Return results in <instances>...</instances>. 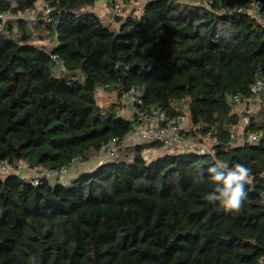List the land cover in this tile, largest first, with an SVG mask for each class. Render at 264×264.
Returning a JSON list of instances; mask_svg holds the SVG:
<instances>
[{
  "label": "trees",
  "instance_id": "trees-1",
  "mask_svg": "<svg viewBox=\"0 0 264 264\" xmlns=\"http://www.w3.org/2000/svg\"><path fill=\"white\" fill-rule=\"evenodd\" d=\"M252 1L144 0L138 13L106 21L95 0H43L45 19L0 29V160L52 170L96 159L134 128L118 102L99 105L97 89H139L141 107L169 117L184 108L189 138L218 140L214 158H147L156 143L130 144L65 182L0 174V264H264V107L261 123L250 116L242 130L258 141L237 142L229 127L240 117L227 100L248 96L264 68V27L237 11ZM37 2L0 0V10ZM218 161L250 170L239 211L205 199Z\"/></svg>",
  "mask_w": 264,
  "mask_h": 264
},
{
  "label": "built area",
  "instance_id": "built-area-1",
  "mask_svg": "<svg viewBox=\"0 0 264 264\" xmlns=\"http://www.w3.org/2000/svg\"><path fill=\"white\" fill-rule=\"evenodd\" d=\"M108 8L107 20H112L115 16L125 13L127 0H102ZM144 0H140L142 4ZM213 0H203L204 4L210 5ZM39 6V7H38ZM38 7V8H37ZM34 10H23L17 14H11L7 10H0V29L4 28L9 23H13L18 18L35 19L37 16L45 19L49 9L43 3L37 4ZM246 11L259 24L264 27V0H254L246 9L238 7L237 11ZM50 58L54 62L56 74H61L65 70L63 59L56 53L50 54ZM114 86L106 84L105 87ZM139 89H130L122 96V103L129 108L130 116L133 115V130L123 137H112L102 144L99 148L97 161H103L116 156L118 150L130 144L141 143H156L157 146L145 148L142 153L151 150H158L162 153L196 151L201 154H207L211 158L215 157L214 146L218 143L215 136L209 133L203 138H189L185 133L192 128L190 120L183 114L176 117H169L164 109L158 106H150L148 108L141 107L143 100ZM231 105L233 113L240 118L255 108V103L260 107H264V68L261 69L255 76L253 83L249 88L248 96L239 94H231L227 98ZM256 104V105H257ZM128 114L125 117H128ZM248 118H245L247 121ZM260 136L259 132L247 131L245 134L236 133V126L229 127V137L233 141H247L255 143ZM78 162L72 159L69 164L61 166L57 169H44L38 167H30L24 163L11 165L7 160H0V174L15 173L29 177L35 184L39 178L48 180L60 179L67 176L76 169Z\"/></svg>",
  "mask_w": 264,
  "mask_h": 264
},
{
  "label": "clouds",
  "instance_id": "clouds-1",
  "mask_svg": "<svg viewBox=\"0 0 264 264\" xmlns=\"http://www.w3.org/2000/svg\"><path fill=\"white\" fill-rule=\"evenodd\" d=\"M249 171L239 163L229 169L226 162L218 161L208 169L209 177L215 182L216 187L206 195L205 199L210 202L219 200L226 209L239 211L247 195L244 184L248 181Z\"/></svg>",
  "mask_w": 264,
  "mask_h": 264
},
{
  "label": "rangeland",
  "instance_id": "rangeland-1",
  "mask_svg": "<svg viewBox=\"0 0 264 264\" xmlns=\"http://www.w3.org/2000/svg\"><path fill=\"white\" fill-rule=\"evenodd\" d=\"M97 1L98 0H95V3ZM139 1L140 0H127V2H130V3L126 4L127 13H129V12H134L135 14H136V12L138 13V11L141 7V4L139 3ZM197 1H199L201 3L203 2V0H197ZM42 2H43V0H38L37 4H41ZM237 2L238 1H236V3ZM135 10H136V12H135ZM95 94H96V99H97V102L99 103V105L106 106L112 102H115V103L118 102L119 103L118 108L120 109V111L123 108L124 104H122V102H121L123 100V96H119L115 91H106L104 89H97L95 91ZM256 104L257 103L254 104L255 105L254 110H252L248 113H245L244 116H242L239 119L238 124L236 125V133L238 135H240L242 133L244 126L248 124V120H249L250 116H254L256 118V121L258 123H261V117L257 116V111L259 110L260 106H259V104H257V105ZM183 110L184 111L181 114H183V116L187 117V119L189 120L186 110L184 108H183ZM124 116H126V113L124 114ZM128 117L130 118V113L128 114ZM245 118H248V120L245 121ZM189 136L191 137V135H189ZM126 152L124 151V153H126ZM146 153L147 154H145V155L147 156V158H151L152 156L158 155L161 152L158 150H154V151L149 150Z\"/></svg>",
  "mask_w": 264,
  "mask_h": 264
},
{
  "label": "crops",
  "instance_id": "crops-1",
  "mask_svg": "<svg viewBox=\"0 0 264 264\" xmlns=\"http://www.w3.org/2000/svg\"><path fill=\"white\" fill-rule=\"evenodd\" d=\"M130 3V2H128ZM127 3V4H128ZM99 16L106 18L107 13H108V8L106 6V4L104 3V1L102 0H98L96 3H94V6L92 8ZM136 12V10H135ZM125 13H127V10H125ZM137 13V12H136ZM122 102V101H121ZM123 104V103H122ZM121 114H128L129 112V108L123 105V108L121 109ZM97 163V160L95 158H91L90 160L86 161V162H80L77 164L76 169L74 171H72L70 174H68L65 177L60 178V181H67L68 179L71 178V176L76 172L77 169H82V168H88V167H92L93 165H95Z\"/></svg>",
  "mask_w": 264,
  "mask_h": 264
}]
</instances>
